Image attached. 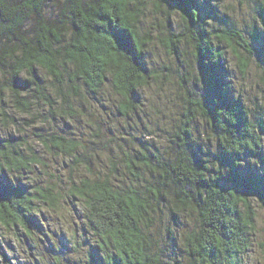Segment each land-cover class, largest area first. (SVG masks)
Returning a JSON list of instances; mask_svg holds the SVG:
<instances>
[{"label":"trees","instance_id":"obj_1","mask_svg":"<svg viewBox=\"0 0 264 264\" xmlns=\"http://www.w3.org/2000/svg\"><path fill=\"white\" fill-rule=\"evenodd\" d=\"M49 1L0 0V122L6 119L8 102L21 113H29L39 100L53 108L38 69L59 84L66 73L72 95L79 93L78 82L95 94L110 77L122 98L120 113L127 115L134 109L132 96L148 79L143 59L148 41L139 32L145 0H60L58 8L47 10ZM150 1L158 9L173 4L179 12L183 27L169 28L162 42L176 57L177 43L191 44L202 93L185 103L173 135L174 153L140 150L125 155L130 176L140 180L137 167L142 165L155 182L147 181L141 189L123 188L108 178L85 179L72 185V195L83 201L87 226L102 241L101 264H165L151 252L149 232L161 205L174 220L194 217L184 238L187 264H244L255 218L249 197L256 196L264 207V170L245 175L242 166L263 159L264 113L252 119L232 95L223 60L226 47L240 48L247 56L262 54L264 47L254 48L234 26L208 28L196 0ZM31 19L34 23L28 25ZM260 19L264 24V4ZM237 58L241 72L246 71L247 57ZM200 119L207 133L199 136L194 126ZM56 137L53 147L75 150L73 141ZM28 165L21 147L0 137V227L18 240L35 235L48 239L51 234L41 232L40 216L43 207L56 205V194L51 188L32 191L2 176L5 169ZM3 263L10 264L5 258Z\"/></svg>","mask_w":264,"mask_h":264},{"label":"rangeland","instance_id":"obj_2","mask_svg":"<svg viewBox=\"0 0 264 264\" xmlns=\"http://www.w3.org/2000/svg\"><path fill=\"white\" fill-rule=\"evenodd\" d=\"M199 14L208 28L239 29L257 50L264 47V24L260 19V5L264 0H196ZM60 0H50L49 10L58 8ZM34 23L31 19L28 25ZM183 27V21L173 4L156 8L145 0L140 18L139 32L148 41L143 59L147 83L132 96L133 108L123 115L122 98L114 92L110 77L95 93L87 92L78 82V94L69 91L67 74L60 84L44 70L38 69L41 84L54 99L51 109L46 103L35 102L29 113L17 111L8 102L4 107L5 121L0 122V137L21 147L28 166L6 170L4 178L26 184L30 190L51 188L56 194L54 207H43L41 232L46 239L35 235L33 239L21 237L0 227V264H101L102 241L87 226L88 211L83 201L73 197L71 187L82 180L110 179L117 186L143 188L156 177L138 165L140 180L127 173L126 154L137 151L147 153H174L173 135L180 124L187 99L202 93L197 65L188 42L177 43L178 57L168 54L164 37L169 28ZM222 47L223 44H220ZM264 52L262 51V54ZM247 56L242 49L225 48L224 77L232 95L248 108L252 119L264 113V54ZM237 55L247 57L246 71L241 72ZM75 91V89L73 88ZM65 94L64 96L61 94ZM195 134L205 135L203 121L195 122ZM56 136H64L75 143V150L67 152L52 146ZM263 159L243 164L245 175L264 170ZM249 201L255 213L250 235L251 245L244 254V264H264V207L256 196ZM192 215L173 219L161 205L154 212L149 226L151 252L158 253L165 264H187L184 238L193 228Z\"/></svg>","mask_w":264,"mask_h":264}]
</instances>
